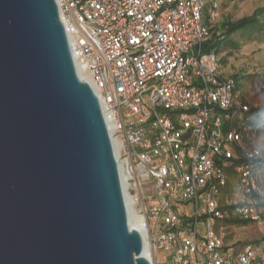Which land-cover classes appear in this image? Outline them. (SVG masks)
I'll return each mask as SVG.
<instances>
[{
  "label": "built area",
  "instance_id": "built-area-1",
  "mask_svg": "<svg viewBox=\"0 0 264 264\" xmlns=\"http://www.w3.org/2000/svg\"><path fill=\"white\" fill-rule=\"evenodd\" d=\"M224 1L57 0L78 72L113 125L152 264H264V246L229 245L216 228L231 215L264 224V151L248 139L250 106L218 52L204 50L205 9L216 18ZM233 175L243 200H227L226 211Z\"/></svg>",
  "mask_w": 264,
  "mask_h": 264
},
{
  "label": "water",
  "instance_id": "water-1",
  "mask_svg": "<svg viewBox=\"0 0 264 264\" xmlns=\"http://www.w3.org/2000/svg\"><path fill=\"white\" fill-rule=\"evenodd\" d=\"M57 0H0V264H152Z\"/></svg>",
  "mask_w": 264,
  "mask_h": 264
},
{
  "label": "rangeland",
  "instance_id": "rangeland-1",
  "mask_svg": "<svg viewBox=\"0 0 264 264\" xmlns=\"http://www.w3.org/2000/svg\"><path fill=\"white\" fill-rule=\"evenodd\" d=\"M264 5V0H236L225 1L220 10V15L211 18V25L218 28L224 19L236 20L252 14L259 6ZM205 18L209 15V8L204 12ZM264 27V15L261 16ZM219 45L210 47L205 51H218ZM219 53V52H218ZM221 73L235 79L239 78L236 91L243 102L251 107L264 105V34L240 35L235 34L233 41L226 40L222 45L220 53ZM237 81V80H236ZM248 139L264 151V129L257 128L251 124L248 129ZM242 158V155H239ZM239 180L236 175L229 179V192L223 196L226 201L233 203L242 201L238 190ZM155 200L147 199V208ZM138 208V206H137ZM241 220V219H240ZM217 230L224 235L229 245L242 246L248 243L258 247L264 246V224L233 222L225 224L223 220L217 222Z\"/></svg>",
  "mask_w": 264,
  "mask_h": 264
},
{
  "label": "trees",
  "instance_id": "trees-1",
  "mask_svg": "<svg viewBox=\"0 0 264 264\" xmlns=\"http://www.w3.org/2000/svg\"><path fill=\"white\" fill-rule=\"evenodd\" d=\"M232 1V0H227ZM235 2V1H234ZM225 1L223 2V4ZM264 15V5L257 7L252 14L244 16L240 19L231 20V19H224L221 21V24L218 28L214 29V26L211 25V15L209 14L205 18V23L209 25L211 30V38L204 43V50H209L210 47L214 45H219V49L216 52L220 53L221 47L225 44L226 40L229 42L233 41V37L235 34L240 35H255V34H264V27L261 21V16ZM218 53V54H219ZM237 80V81H236ZM235 85L239 83V78H235ZM241 83V81H240ZM235 86V89H236ZM246 116V124L257 126V128L264 129V105L259 107H251L250 110L245 113ZM259 169L261 170V182L264 185V160L258 164ZM230 186V185H229ZM231 187V186H230ZM229 192V188L224 192L223 196H227ZM223 196L220 198L222 203L223 210H229L233 204H227L226 199H223ZM244 222L248 223L249 221L240 220L235 216L225 217L223 222L225 224L233 223V222Z\"/></svg>",
  "mask_w": 264,
  "mask_h": 264
},
{
  "label": "bare ground",
  "instance_id": "bare-ground-1",
  "mask_svg": "<svg viewBox=\"0 0 264 264\" xmlns=\"http://www.w3.org/2000/svg\"><path fill=\"white\" fill-rule=\"evenodd\" d=\"M68 35H69V33H68ZM69 37H70V35H69ZM70 43H72V41L70 40ZM77 64V67H78V70H79V72H80V65L78 64V63H76ZM81 76H82V78H84V79H86V80H88L91 84H92V82L90 81V79L87 77V76H85V75H83L82 73H81ZM109 126H110V129H111V131H113V125H112V123L111 122H109ZM115 147H116V149H117V147H119V145H117V142H115ZM122 173H123V175H122V179H123V181H124V184H125V188H127V186H128V184L126 183V178H127V175L126 174H124V169H122ZM127 200H128V202H129V206H130V222H131V225L132 226H138L142 231H143V233H144V235H145V238H146V229H145V227H144V219H143V217L133 208V199H132V197H130L129 196V194L127 193ZM145 254L148 256V257H150V249H149V247H148V242H146V250H145Z\"/></svg>",
  "mask_w": 264,
  "mask_h": 264
}]
</instances>
